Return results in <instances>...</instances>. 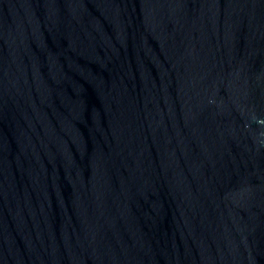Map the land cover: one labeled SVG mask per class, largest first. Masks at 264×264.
Instances as JSON below:
<instances>
[{
	"label": "water",
	"instance_id": "obj_1",
	"mask_svg": "<svg viewBox=\"0 0 264 264\" xmlns=\"http://www.w3.org/2000/svg\"><path fill=\"white\" fill-rule=\"evenodd\" d=\"M0 264H264V0H0Z\"/></svg>",
	"mask_w": 264,
	"mask_h": 264
}]
</instances>
